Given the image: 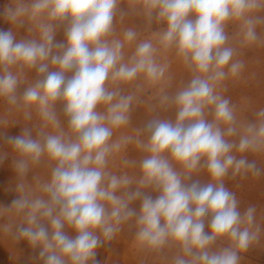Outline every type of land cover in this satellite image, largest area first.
Returning <instances> with one entry per match:
<instances>
[{
    "label": "clouds",
    "instance_id": "clouds-1",
    "mask_svg": "<svg viewBox=\"0 0 264 264\" xmlns=\"http://www.w3.org/2000/svg\"><path fill=\"white\" fill-rule=\"evenodd\" d=\"M120 3L11 0L0 13L13 26L0 29V129L30 125L0 149L19 194L0 207V235L41 249L42 264H99L125 230L138 264H242L264 241V213L241 212L227 183L264 177L248 160L264 157V107L228 93L257 77L245 53L264 50V0H127L143 28ZM25 25L32 38L17 40ZM169 108L174 121L159 116Z\"/></svg>",
    "mask_w": 264,
    "mask_h": 264
},
{
    "label": "rangeland",
    "instance_id": "rangeland-1",
    "mask_svg": "<svg viewBox=\"0 0 264 264\" xmlns=\"http://www.w3.org/2000/svg\"><path fill=\"white\" fill-rule=\"evenodd\" d=\"M11 5V0H0V13H3V10L6 6ZM119 9L127 13L126 23L131 22L137 24L140 28H143V22L139 18H135L131 14V10L128 8L127 0H121ZM163 25L156 23L155 21L150 26L151 32L159 31ZM12 24L5 20L3 15H0V29L5 31L12 29ZM17 40L20 39H30L32 36L27 31V26H22L17 30ZM147 34V33H146ZM57 41L64 40L63 28L59 29L56 35ZM246 59H248V69L247 73L255 72L257 77L255 80H247L242 82L234 87L230 88L228 93L232 97L234 103H239L241 98L244 96L251 97V106L249 112L252 109L264 107V50H258L254 53L246 52ZM172 73L174 76V83L179 85L181 81L187 79V74L183 67L176 62L172 64ZM246 73V74H247ZM31 78H35V71L33 70L29 73ZM24 86L22 85L20 91L22 92ZM63 106L61 104L57 105V111L60 115L62 122L66 124V119L63 116L62 111ZM247 114V113H246ZM249 118L251 119V114L249 113ZM160 118L167 120H175V109L169 108L167 111H162L159 113ZM150 116L146 112L144 107H138L132 113V125L135 127H143ZM30 125H25L22 119L14 121L6 128L0 129V149L5 153H10L11 148L5 141V137L8 136H17L20 135L23 129ZM129 159H140L143 157L144 153L130 148L128 150ZM248 160L255 161L257 167L264 168V157H258L254 155H248ZM13 158L9 154L3 160H0V207H9L14 199L18 198V193L15 191L16 184V174L12 166ZM32 173H29L28 179L31 181ZM196 177H194L195 179ZM203 181L205 178L200 177ZM135 186H132L134 190ZM227 187L232 190L237 198L240 200V210L243 212L248 206L252 205L257 208L258 217L261 213H264V177L260 179H250L246 181H229ZM120 194V193H118ZM148 195L157 196L158 193L151 190L147 191ZM133 206V204L131 205ZM7 218L0 219V223H6ZM206 230L207 226H206ZM70 236H75V233L71 230H68ZM109 247L106 245L99 248V250ZM116 248V247H114ZM41 249L33 248L26 240H19L13 242L11 238L0 235V264H42L38 259V254ZM114 255H118V252L115 251Z\"/></svg>",
    "mask_w": 264,
    "mask_h": 264
},
{
    "label": "crops",
    "instance_id": "crops-1",
    "mask_svg": "<svg viewBox=\"0 0 264 264\" xmlns=\"http://www.w3.org/2000/svg\"><path fill=\"white\" fill-rule=\"evenodd\" d=\"M152 197L155 198V196ZM140 203L141 201L137 200L133 202L132 207L139 210ZM131 238L132 233L125 230L109 244V247L103 248L102 251L98 249L95 259L99 261V264H138V255L130 241ZM115 251L118 255H114ZM242 264H264V241L244 254Z\"/></svg>",
    "mask_w": 264,
    "mask_h": 264
}]
</instances>
